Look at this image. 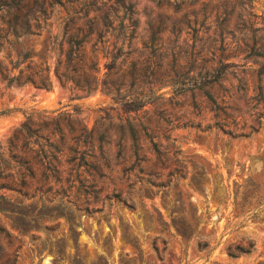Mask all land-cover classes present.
Wrapping results in <instances>:
<instances>
[{
  "label": "rangeland",
  "instance_id": "rangeland-1",
  "mask_svg": "<svg viewBox=\"0 0 264 264\" xmlns=\"http://www.w3.org/2000/svg\"><path fill=\"white\" fill-rule=\"evenodd\" d=\"M3 109L0 264H264V0H0Z\"/></svg>",
  "mask_w": 264,
  "mask_h": 264
},
{
  "label": "trees",
  "instance_id": "trees-1",
  "mask_svg": "<svg viewBox=\"0 0 264 264\" xmlns=\"http://www.w3.org/2000/svg\"><path fill=\"white\" fill-rule=\"evenodd\" d=\"M33 18L34 17L31 13H24L23 15H15L13 20L10 21L9 23V28L11 30L9 32L15 37L24 36V35H32L34 33L31 28V21ZM73 47L74 45L72 44L69 45V51H68L69 59L68 60H71L70 57L74 53ZM75 50L83 52L84 49L82 47V44L77 45L75 47ZM93 59H98L97 55H94ZM22 60H25V59H20V61ZM20 61H18L16 65L12 66V69H17L16 73H12V69H10L9 73L4 75L3 78L6 82V86H10L14 83L16 85L31 84L38 88H45V89L49 88L48 77L45 75L44 76L42 75V72H43L42 70H38V72L35 71L33 73L25 74L24 68H20L18 65ZM11 110L12 109L0 110V116L9 113ZM248 187H249L248 182H245L243 184H236V190L234 191L233 204L238 208V212L243 210V213L245 215L244 219L252 218L251 213L253 211V207L250 208L248 206L250 204V200L254 197V195L253 194L244 195V192L247 190ZM256 208H258V206ZM199 245L201 248L206 247V243H203V244L199 243ZM253 250H254V243L250 241L249 239H247L246 241V246L236 244L234 246L229 245L226 248L227 254L230 258H237L241 254H248L252 252Z\"/></svg>",
  "mask_w": 264,
  "mask_h": 264
}]
</instances>
